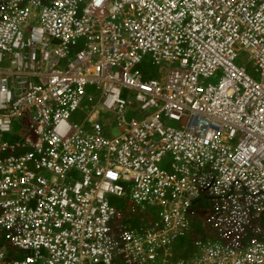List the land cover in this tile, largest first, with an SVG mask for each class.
Wrapping results in <instances>:
<instances>
[{"label": "built area", "instance_id": "1", "mask_svg": "<svg viewBox=\"0 0 264 264\" xmlns=\"http://www.w3.org/2000/svg\"><path fill=\"white\" fill-rule=\"evenodd\" d=\"M3 234L6 264H264V0H0Z\"/></svg>", "mask_w": 264, "mask_h": 264}, {"label": "rangeland", "instance_id": "2", "mask_svg": "<svg viewBox=\"0 0 264 264\" xmlns=\"http://www.w3.org/2000/svg\"><path fill=\"white\" fill-rule=\"evenodd\" d=\"M246 54L245 52H240L238 54V58H237V65H244L246 62ZM246 68L248 69V71H252V64L251 63H247L245 64ZM140 70L143 72L144 76L146 77H157L159 75V73L157 72V69L154 68L151 65V62L149 60L148 55L144 57L143 62L141 63V65L139 66ZM211 82L213 80H210ZM85 106V103L83 104V107ZM134 116H136V114H134ZM85 118V110H80L77 112V114L73 115V117L71 118V120L77 122V123H82L84 121ZM100 122H104L106 125H108L110 127L109 132L105 129V133H112V135H117L119 133V130L114 122V115L112 113H105L102 114L100 117ZM170 126H174L173 122H168L167 123ZM113 203H116V199L112 198ZM179 241H177L178 243ZM0 251H2L6 258H13V259H22L24 257V255L26 254L25 252L19 251L14 249L11 245H9L7 242H2L0 241ZM30 253V252H29Z\"/></svg>", "mask_w": 264, "mask_h": 264}, {"label": "trees", "instance_id": "3", "mask_svg": "<svg viewBox=\"0 0 264 264\" xmlns=\"http://www.w3.org/2000/svg\"><path fill=\"white\" fill-rule=\"evenodd\" d=\"M146 77H147V75H146ZM189 216H190L189 220L191 222V230L185 237L181 238L179 240V242L176 243L175 250H177V254H176L177 256L178 255L179 256H185V255L189 254L190 253L189 243L191 240H193L197 236L198 237H204L203 239H212L213 238V236H211L209 234V232L208 233L204 232V230L202 229L201 223L198 220L197 216H192L191 214ZM136 227L138 228L139 225H137ZM0 241L7 242L5 240L4 234L2 236H0ZM7 261H8V259L4 261V264H6Z\"/></svg>", "mask_w": 264, "mask_h": 264}, {"label": "crops", "instance_id": "4", "mask_svg": "<svg viewBox=\"0 0 264 264\" xmlns=\"http://www.w3.org/2000/svg\"><path fill=\"white\" fill-rule=\"evenodd\" d=\"M92 92H96V91H92ZM99 98H100V94L97 92V94H96V96H95V98L94 99H96V101H93L92 102V105H96L97 104V101L99 100ZM87 105H89V103L88 102H85V106H84V108L87 106ZM98 105H96L95 107H97ZM83 108V109H84ZM77 114V113H76ZM102 115V114H101ZM101 115L98 117V119H100V117H101ZM83 123V122H82ZM100 124L102 125V127H103V129L105 130H107L108 132H109V129H110V127L108 126V125H106L104 122H100ZM108 135H111L112 136V133L110 132V133H107ZM138 218H140L141 219V221L142 222H145V220L143 219V218H141V215L140 214H138V215H136Z\"/></svg>", "mask_w": 264, "mask_h": 264}, {"label": "clouds", "instance_id": "5", "mask_svg": "<svg viewBox=\"0 0 264 264\" xmlns=\"http://www.w3.org/2000/svg\"><path fill=\"white\" fill-rule=\"evenodd\" d=\"M237 58H238V56H237ZM236 62H237V59H236ZM247 63H251L249 60H248V62H247V59H246V62H245V64H247ZM245 64H244V66H245ZM252 64V63H251ZM242 65V64H241ZM245 70H248L247 68H246V66H245ZM250 72V71H249ZM94 90V89H93ZM128 111V110H127ZM75 115V114H74ZM73 117V116H72ZM127 203V202H126ZM127 204H125L124 206H122V208H124V209H126L127 208ZM141 216L143 217V218H145V216L141 213ZM194 216V215H193ZM198 220L200 221V223H201V226H202V229L204 230L205 229V225L203 224V221H202V213H200L198 216ZM146 219V218H145ZM146 220H148V219H146ZM150 220V219H149ZM209 232V231H208ZM207 232V233H208ZM209 234H210V232H209ZM8 243V242H7ZM9 244V243H8ZM10 245V244H9ZM177 256V255H176ZM179 256V255H178ZM8 258H6L5 260H7ZM9 260V259H8ZM3 264H4V262H3Z\"/></svg>", "mask_w": 264, "mask_h": 264}, {"label": "water", "instance_id": "6", "mask_svg": "<svg viewBox=\"0 0 264 264\" xmlns=\"http://www.w3.org/2000/svg\"><path fill=\"white\" fill-rule=\"evenodd\" d=\"M131 116H132L131 111L128 110V111L126 112V115H125V117H124V120H126V121L128 122V120L131 118Z\"/></svg>", "mask_w": 264, "mask_h": 264}, {"label": "bare ground", "instance_id": "7", "mask_svg": "<svg viewBox=\"0 0 264 264\" xmlns=\"http://www.w3.org/2000/svg\"><path fill=\"white\" fill-rule=\"evenodd\" d=\"M154 68H156V67H154ZM156 69H157V68H156ZM152 77H153V76H152ZM92 91H93V90H91L90 92H92ZM73 123H74V122H73ZM110 196L113 197V194L111 193Z\"/></svg>", "mask_w": 264, "mask_h": 264}]
</instances>
